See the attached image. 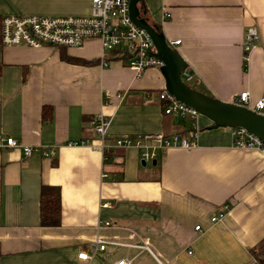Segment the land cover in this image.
Listing matches in <instances>:
<instances>
[{
  "label": "crops",
  "instance_id": "0c3cea01",
  "mask_svg": "<svg viewBox=\"0 0 264 264\" xmlns=\"http://www.w3.org/2000/svg\"><path fill=\"white\" fill-rule=\"evenodd\" d=\"M90 5L0 0V15L86 16ZM141 11L168 44L180 41L173 48L194 89L223 102L238 103L243 92L250 105L264 99V0H142ZM248 28L260 40L244 68ZM60 49L0 44V138L55 148L47 157L0 149V264H82L83 251L89 264H264V159L235 149L232 129L213 128L203 116L165 115L160 70L134 79L131 56L113 52L102 63L97 41ZM98 114L109 120V139L195 130L196 147L159 151L145 166L136 149L103 155L89 126ZM42 187L59 189L57 227L40 226Z\"/></svg>",
  "mask_w": 264,
  "mask_h": 264
},
{
  "label": "built area",
  "instance_id": "2783aa9c",
  "mask_svg": "<svg viewBox=\"0 0 264 264\" xmlns=\"http://www.w3.org/2000/svg\"><path fill=\"white\" fill-rule=\"evenodd\" d=\"M130 0H91L90 12L86 16H44L10 14L2 16L0 39L3 47H27L39 49L42 47L79 49L88 41H97L100 50V61L103 63L106 54L113 52L128 54L126 68L132 78H139L145 70L154 68L160 70L163 64L151 56L155 53L154 45L147 32L134 25L129 16ZM168 18L169 15L166 14ZM260 37L255 28H248L242 43V64L246 68L249 56L257 47ZM180 41L169 43L174 47ZM182 80L186 84L192 82L193 76L186 69L182 72ZM159 100L164 103L163 112L182 120L196 122L200 116L195 110L177 101L166 90L159 94ZM264 115V99H259L250 105L249 94L243 92L238 97V103ZM89 126L98 137L95 146L103 155L115 149H136L141 153L142 161L152 162L159 151L171 148L191 150L196 147V131L192 130L187 136L164 134L122 135L109 139L107 129L109 120L98 114L89 121ZM195 126V125H194ZM193 126V127H194ZM110 140V141H109ZM84 142H69L68 146L83 145ZM232 146L239 150L256 151L264 159V143L255 135L243 128L232 129ZM4 147L20 149L25 157L32 155L34 150L42 156H54V147L32 148L21 145L13 138H0V149ZM103 177H106L105 175ZM212 218L215 221L223 217ZM99 227H109V222L98 223ZM199 231V226L195 227ZM106 242L96 239L95 245L100 251L104 250ZM147 249V248H146ZM148 250V249H147ZM92 256L83 251L78 253L77 260L89 264ZM115 264H129L121 260Z\"/></svg>",
  "mask_w": 264,
  "mask_h": 264
},
{
  "label": "water",
  "instance_id": "95a60500",
  "mask_svg": "<svg viewBox=\"0 0 264 264\" xmlns=\"http://www.w3.org/2000/svg\"><path fill=\"white\" fill-rule=\"evenodd\" d=\"M142 0H130L129 16L134 25L145 30L154 48V56L160 60V69L165 79V90L177 101L195 110L200 116L207 118L213 128H243L258 137L264 143V115L233 102H223L203 94L190 87L182 80L185 63L176 50L170 46L164 36L140 16L138 5ZM155 164V161L152 162ZM145 166L144 161L141 162Z\"/></svg>",
  "mask_w": 264,
  "mask_h": 264
},
{
  "label": "trees",
  "instance_id": "16d2710c",
  "mask_svg": "<svg viewBox=\"0 0 264 264\" xmlns=\"http://www.w3.org/2000/svg\"><path fill=\"white\" fill-rule=\"evenodd\" d=\"M142 2L138 5L140 10V16L147 20V22L155 27L158 32H160L159 27L155 24L151 23L146 16V13L141 11ZM1 20L2 16L0 15V31H1ZM1 44V39H0ZM60 50H63L62 48ZM61 59L64 61H70L69 57L66 56L65 53H61ZM91 63V62H90ZM90 63H83V64H90ZM190 86V85H189ZM194 88L193 86H190ZM164 109V105L162 106ZM43 117L48 120L50 119V108H42ZM44 119V120H45ZM39 213H40V226L42 227H57L60 224L61 218V200H60V192L58 188L55 187H42L39 194ZM264 245H260L259 248ZM254 257L256 260L260 261V257L257 253L254 252Z\"/></svg>",
  "mask_w": 264,
  "mask_h": 264
},
{
  "label": "rangeland",
  "instance_id": "374dc122",
  "mask_svg": "<svg viewBox=\"0 0 264 264\" xmlns=\"http://www.w3.org/2000/svg\"><path fill=\"white\" fill-rule=\"evenodd\" d=\"M198 91V90H197ZM200 92V91H199Z\"/></svg>",
  "mask_w": 264,
  "mask_h": 264
}]
</instances>
